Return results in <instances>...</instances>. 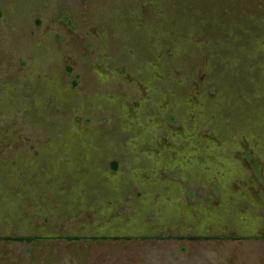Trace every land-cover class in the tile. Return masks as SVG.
<instances>
[{
	"label": "rangeland",
	"instance_id": "rangeland-1",
	"mask_svg": "<svg viewBox=\"0 0 264 264\" xmlns=\"http://www.w3.org/2000/svg\"><path fill=\"white\" fill-rule=\"evenodd\" d=\"M0 264H264V0H0Z\"/></svg>",
	"mask_w": 264,
	"mask_h": 264
},
{
	"label": "trees",
	"instance_id": "trees-1",
	"mask_svg": "<svg viewBox=\"0 0 264 264\" xmlns=\"http://www.w3.org/2000/svg\"><path fill=\"white\" fill-rule=\"evenodd\" d=\"M68 71L70 72L71 70L68 69ZM116 167V165L114 164V168ZM6 240L9 241H15V242H19V243H26V244H31L32 242L36 241V238L33 237H14V238H6ZM68 241L74 240V239H66Z\"/></svg>",
	"mask_w": 264,
	"mask_h": 264
},
{
	"label": "crops",
	"instance_id": "crops-1",
	"mask_svg": "<svg viewBox=\"0 0 264 264\" xmlns=\"http://www.w3.org/2000/svg\"><path fill=\"white\" fill-rule=\"evenodd\" d=\"M67 239H71L70 237L69 238H67ZM77 239V238H76Z\"/></svg>",
	"mask_w": 264,
	"mask_h": 264
}]
</instances>
